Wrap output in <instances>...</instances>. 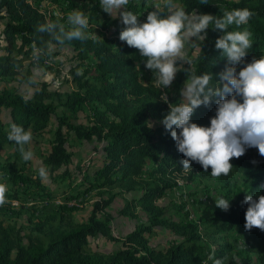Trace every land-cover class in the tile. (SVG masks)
Wrapping results in <instances>:
<instances>
[{"label":"trees","instance_id":"trees-1","mask_svg":"<svg viewBox=\"0 0 264 264\" xmlns=\"http://www.w3.org/2000/svg\"><path fill=\"white\" fill-rule=\"evenodd\" d=\"M44 1L0 0V20H6L2 35L7 43L5 54L0 57V77H16L22 73L25 66L20 56L30 60L32 68H40L61 49H72L78 63L72 71L76 90L56 99L45 89L26 98L16 90L0 88V173L13 184V191L20 184L25 186L23 192L33 204L39 200L47 202V187L40 179L27 175L24 165H18L21 153L15 142L8 139L11 126L17 124L32 133L31 141L52 134L51 149L43 160L52 182L71 180L80 173V166L75 171L70 169L74 162L72 149L91 144L89 150L98 156L101 164L92 172V180L84 176L81 186L87 191L118 188L120 192H109L107 198L96 201L83 223L67 219V207L39 219L28 233L0 220V264H214L217 259L221 264H264V230L245 229L247 205L243 203L245 192L255 193L260 189L264 195V156L257 148L249 147L242 156L231 159L233 167L229 173L238 174L242 185L227 210L208 206L198 221L171 219L159 201L177 186L179 182L175 180L179 175L189 172L212 176L210 167L206 172L196 162L191 169L182 167L183 154L178 152L176 142L161 123L168 111V102H180L179 90L187 74L179 71L168 89H162L154 81L143 82L137 69L138 49L119 38L123 27L118 25L111 35L94 33L97 26L102 28L99 30H106L109 20L99 0H48L63 15L79 9L89 17L87 38L61 43L57 37L59 26L64 25L60 24L55 10L42 9ZM171 2L189 13L195 10L215 16H221L225 10L248 8L253 15L241 27L252 33V47L245 59L251 61L264 55V0ZM153 3V0H129L125 7L140 15L143 21ZM158 3L161 11L167 13L168 0H158ZM100 16L105 17V26L100 23ZM48 24L57 27L52 31L39 30L41 25ZM233 28L230 26L228 30ZM207 31L208 38L203 45L199 42L197 55L187 58L192 60L197 74L209 73L213 76L211 83L216 84L218 73L224 70L227 61L215 48L220 33L214 29ZM183 67L188 65L185 63ZM164 93L168 102L163 100ZM215 107L214 102L199 106L192 120L208 125ZM5 112L11 119L8 122L4 121ZM7 147L13 152L4 158ZM226 176H219L220 181L225 182ZM30 183L34 186H29ZM121 194L135 195L132 203L145 213L147 223L139 224L119 239L112 231L114 216L107 210ZM5 195L18 199L16 191ZM181 210L179 206L177 211ZM120 214L136 217L130 206ZM157 228H170L178 239L167 248L153 246L147 233ZM236 229L237 234L247 236L256 244V259L233 253L235 248L227 235ZM96 236L120 242L121 247L109 253L93 250L89 239ZM208 239H220L227 244H218L209 257L205 243Z\"/></svg>","mask_w":264,"mask_h":264},{"label":"clouds","instance_id":"clouds-1","mask_svg":"<svg viewBox=\"0 0 264 264\" xmlns=\"http://www.w3.org/2000/svg\"><path fill=\"white\" fill-rule=\"evenodd\" d=\"M100 8L110 14L116 13L124 27L119 38L128 46L138 49L140 63L151 70L155 83L162 89L172 85L176 74L183 70L187 77L179 90L180 102H168V111L161 123L176 142L177 150L183 154L182 167L191 169L193 162L202 166L210 174L219 177L228 175L233 165V157L242 156L246 149L255 147L264 156V55L247 61L248 50L252 47V33L246 28L253 13L248 8L225 10L221 16L209 13L187 12L168 0L167 13L159 5L147 12L141 21L138 14L125 6L129 0H99ZM67 29L59 26L64 40L87 38L89 17L79 9L67 15ZM234 26L233 30H228ZM57 25H41L40 31H52ZM208 29L220 33L215 40V48L226 58V66L218 73L217 83H211L213 76L197 72L192 60L186 57L185 45L198 41L201 45L208 38ZM186 63L188 67H183ZM139 66V65H138ZM215 103V114L208 125L192 120L195 110L203 105ZM32 133L22 125L13 124L8 139L14 141L24 160H30L33 153L26 150ZM39 174L45 176V169ZM6 185L0 183V204L5 200ZM243 203L246 230L253 227L264 230V195L260 189L255 193L245 192ZM233 198V197H232ZM231 198V199H232ZM231 199L220 196L215 204L227 210ZM214 264H221L215 260Z\"/></svg>","mask_w":264,"mask_h":264},{"label":"rangeland","instance_id":"rangeland-1","mask_svg":"<svg viewBox=\"0 0 264 264\" xmlns=\"http://www.w3.org/2000/svg\"><path fill=\"white\" fill-rule=\"evenodd\" d=\"M153 1L155 5H153L154 3L151 4L152 8L159 4L158 0ZM42 6L44 11L55 10V14L58 20H60V24L68 26L67 15H63L59 9H55L48 0H45ZM106 16L109 18L107 28H105L107 31L99 30L102 28L97 26L94 28L95 34L102 32L111 35L113 33L115 34L118 25L124 27L120 22L119 16H116L115 12L112 16L106 13ZM100 20V23L105 26V17L100 16ZM5 24L6 20H0V57L5 54V46L7 45L4 36L2 35ZM198 44V41L186 43V57H195L197 55L199 51ZM136 58L137 69L141 80L143 82H155V76L152 74L151 70L145 68L144 65L140 63L141 57L139 51L136 53ZM19 59L24 62V70L16 77H0V88L16 90L26 98H31L35 92H40L45 89L47 92L54 94L56 99H58V95L64 97L76 90V83L72 71L78 63L75 60V53L72 49H61L58 51L57 55L52 57L43 67L40 68H32L30 66L31 61L26 60L23 56H20ZM10 120V117L5 112L4 121L8 122ZM51 136V133H47L45 136L35 139L25 145L26 150H30L33 153V156L30 160L26 161L21 155L18 161L19 166H25L27 175L35 179H40L42 185L47 187L49 192L47 202L39 200L36 204H33L34 201L23 192L25 186L20 184L18 190H15L18 194V199H12V196L8 197L5 195L4 202L0 204V220H2L7 226H14L17 229H21L24 233H28L34 223L39 219L46 218L55 212H59L61 207H67V219L70 221L74 223L86 222L93 211V205L96 201L101 198H107L109 192H120V189L118 188L114 189V191L100 189H90V191H87L85 187L83 188V186H81L84 176H87L88 180H92V172L101 164L98 156L89 150V148L92 147L91 144H87L82 148L80 146H75V148L72 149L74 151V162L70 169L75 171L77 166H80L81 169L80 173L72 177L71 180H57L52 182V178L47 171H45V176L41 177L39 170L41 167L44 168V157L51 149L49 141ZM11 152H13L12 148L7 147V151L3 153L4 158ZM0 174V183H4L7 189L5 194L13 195V193H15V191H13L15 187L12 183L6 181L4 176L2 177L3 173ZM177 180L179 182L177 186L174 189L169 190L168 194L165 195L159 203L166 208L167 215L171 219L186 221H198L206 207L216 206L215 199H218L220 196H223L226 199H231L233 197L230 201L231 205L236 198L237 189L242 185L239 175L237 174L233 176L231 173L226 176L225 182L220 181L219 177H205L199 173L191 175L189 172L179 175L175 181L177 182ZM232 180L235 181H233L231 185H228V181ZM29 186L34 185L33 183H30ZM86 188L88 187L86 186ZM134 198V194H121L116 197L107 210L114 216L111 225L113 235L116 238H124L139 224L147 223V216L145 213L140 207H137L136 204L132 203ZM128 206L134 210L136 217L120 214V211ZM179 206L182 207V210L178 212L177 209ZM237 233H239V231L236 229L235 232L227 235L229 239L228 241H231L235 248L233 253H242L256 259L258 255L256 244L250 241L247 236ZM147 236L150 243L159 248H167L170 243L178 239L170 228H157L153 232L147 233ZM89 240L90 247L93 250L101 252L109 253L121 247L120 242L108 241L100 236L91 237ZM205 243L209 257L212 256L218 244H227L226 241H221L220 239H208Z\"/></svg>","mask_w":264,"mask_h":264},{"label":"built area","instance_id":"built-area-1","mask_svg":"<svg viewBox=\"0 0 264 264\" xmlns=\"http://www.w3.org/2000/svg\"><path fill=\"white\" fill-rule=\"evenodd\" d=\"M14 204H17V203H14Z\"/></svg>","mask_w":264,"mask_h":264}]
</instances>
